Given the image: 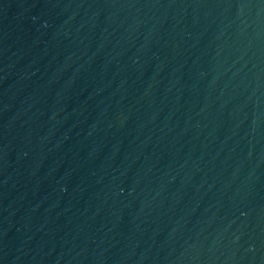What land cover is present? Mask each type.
<instances>
[{
    "label": "water",
    "instance_id": "95a60500",
    "mask_svg": "<svg viewBox=\"0 0 264 264\" xmlns=\"http://www.w3.org/2000/svg\"><path fill=\"white\" fill-rule=\"evenodd\" d=\"M0 264H264V0H0Z\"/></svg>",
    "mask_w": 264,
    "mask_h": 264
}]
</instances>
